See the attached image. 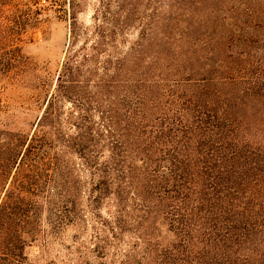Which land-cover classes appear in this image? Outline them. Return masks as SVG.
Wrapping results in <instances>:
<instances>
[{
  "label": "trees",
  "instance_id": "16d2710c",
  "mask_svg": "<svg viewBox=\"0 0 264 264\" xmlns=\"http://www.w3.org/2000/svg\"><path fill=\"white\" fill-rule=\"evenodd\" d=\"M171 1L164 42L186 38L194 55L169 66L177 77L165 95L155 97L144 79L120 98L114 77L92 82L84 72L88 62L67 57L0 205V264H23L25 245L41 235V205L25 187L32 173L54 187L51 200L68 205L72 197L68 165L52 151L54 142L65 141L58 121L67 101L80 113L73 124L79 132L68 140L92 171V204L113 200L106 222L113 232L139 233L146 264H264V142L250 132V117L264 109V0H207L213 6L207 18L198 15L204 0ZM154 2L160 6L138 18L143 39L160 20L164 2ZM73 19L72 45L79 30ZM101 28L94 26L99 34ZM102 139L110 154L99 163ZM41 193L47 201V190ZM50 216L55 224L63 220L57 212Z\"/></svg>",
  "mask_w": 264,
  "mask_h": 264
},
{
  "label": "rangeland",
  "instance_id": "374dc122",
  "mask_svg": "<svg viewBox=\"0 0 264 264\" xmlns=\"http://www.w3.org/2000/svg\"><path fill=\"white\" fill-rule=\"evenodd\" d=\"M163 2L157 26L143 39V24L138 18L148 17L160 6L154 0H0V205L12 186L21 154L39 130V121L70 54L77 55V62H88L84 72L92 82L114 77L112 82L117 83L116 96L120 98L125 89H134L144 79L148 81L146 86L152 84L155 97L165 95L163 89L177 77L169 72V66L194 54L186 38L172 46L165 44L164 20L173 10V2ZM208 3L211 2L203 1L206 6L199 9L198 15L204 18L210 15L213 6ZM74 16L79 30L72 45ZM95 24L103 26L102 34L94 29ZM157 51L161 53L156 54ZM105 65L109 71H105ZM158 74L166 82L158 81ZM63 109L58 128L65 141L62 144L53 141L52 151L59 152L64 165H68L67 187L72 197L65 199L69 200L68 205L58 204L48 198L55 192L51 184L45 187V181L36 172L29 176L25 187L33 191L41 205V235L25 245L23 264H146L141 246H136V242L143 243L139 233L134 230L120 234L117 229L113 232L106 222L112 220L116 209L113 200L92 204L95 195L92 171L68 140L79 132L73 124L79 121L80 113L69 101ZM93 117L99 123L101 111L96 110ZM252 117V138L264 142V109ZM106 145L105 139L98 143L99 163L105 162L110 154ZM15 150L17 154L21 152L12 164L9 159ZM4 169L7 175L2 178ZM42 190H47V201ZM133 204L131 200L130 211ZM66 206L71 213L66 214L63 208ZM51 212L60 213L63 220L52 223ZM130 223L134 227L136 219Z\"/></svg>",
  "mask_w": 264,
  "mask_h": 264
}]
</instances>
